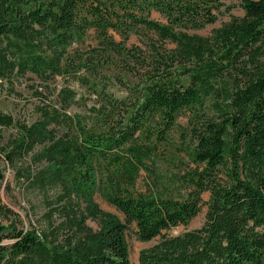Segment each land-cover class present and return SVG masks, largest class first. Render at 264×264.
Listing matches in <instances>:
<instances>
[{
	"label": "trees",
	"instance_id": "trees-1",
	"mask_svg": "<svg viewBox=\"0 0 264 264\" xmlns=\"http://www.w3.org/2000/svg\"><path fill=\"white\" fill-rule=\"evenodd\" d=\"M225 1L0 0V79L16 70L93 74L111 65L137 79L125 99L94 89L101 131L75 126L56 139L52 124L73 119L50 109L34 127H22L13 143L22 151L50 143L43 152L52 181L88 201L101 192L124 222L100 211L98 231L79 224L61 247L0 223V264L30 262L40 249L47 264H133L126 238L131 223L140 241L156 240L140 251L137 264H264V0H241L244 15L231 16L210 35L190 33L216 24L230 9ZM89 31L98 47L71 52ZM133 34L141 46L129 44ZM185 109L194 110L187 138L199 168L161 174L160 145ZM18 154L4 155L13 163ZM141 171L152 178L147 193L135 190ZM3 182L0 172V194ZM205 192L204 224L167 234L201 212Z\"/></svg>",
	"mask_w": 264,
	"mask_h": 264
},
{
	"label": "rangeland",
	"instance_id": "rangeland-1",
	"mask_svg": "<svg viewBox=\"0 0 264 264\" xmlns=\"http://www.w3.org/2000/svg\"><path fill=\"white\" fill-rule=\"evenodd\" d=\"M225 3L230 9H224L216 24L190 33L207 36L214 28L230 20L231 16L244 15L241 0H226ZM116 38L120 39L118 36ZM98 42L96 33L89 31L83 43L74 44L70 51L86 54L97 48ZM129 44L141 46L139 35L133 34ZM166 45L168 48L175 47L170 43ZM0 47L4 49L5 44ZM182 81L186 83L187 79L183 78ZM135 83V77L114 65L104 66L93 74L79 70L63 75L37 76L31 72L21 73L16 70L0 79V172L4 176L0 194L2 225L16 226L32 232L48 247H61L66 244L65 233L74 230L79 224L98 231L102 217L100 211L103 214L118 216L124 222V216L103 198L101 192L88 201L69 192L61 183L52 181L51 162L45 158L43 152L46 146H51L50 143L33 142L26 151L15 150L13 143L21 135L22 127H34L42 118L43 112L50 109L57 110L60 116L68 115L73 119L72 124L69 121L65 123L62 118L58 123L52 124L53 136L56 139L62 136L65 138L68 132L75 130V126L87 132L101 131L93 111V107L99 103L94 89L106 90L116 98L125 99L128 86ZM193 114V109L181 111L176 126L168 133L166 142L160 145V158L156 160L159 173L187 175L199 168L190 157L191 142L190 138H187L194 119ZM13 151L20 155H16L13 163H9L4 154ZM151 184V176L141 171L135 190L147 193ZM202 197L204 204L201 212L188 226L173 228L167 234L177 235L204 224L210 193L205 192ZM91 207H96L97 210ZM136 232L135 223L128 225L126 238L133 264L138 263L141 250L156 243V240L140 241ZM42 250L33 253L30 262L20 258L17 264H47L48 257H44Z\"/></svg>",
	"mask_w": 264,
	"mask_h": 264
}]
</instances>
